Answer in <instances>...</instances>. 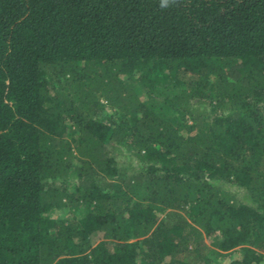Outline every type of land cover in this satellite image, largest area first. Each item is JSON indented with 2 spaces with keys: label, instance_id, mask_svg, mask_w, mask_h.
Segmentation results:
<instances>
[{
  "label": "trees",
  "instance_id": "1",
  "mask_svg": "<svg viewBox=\"0 0 264 264\" xmlns=\"http://www.w3.org/2000/svg\"><path fill=\"white\" fill-rule=\"evenodd\" d=\"M0 264H264V0H0Z\"/></svg>",
  "mask_w": 264,
  "mask_h": 264
},
{
  "label": "rangeland",
  "instance_id": "2",
  "mask_svg": "<svg viewBox=\"0 0 264 264\" xmlns=\"http://www.w3.org/2000/svg\"><path fill=\"white\" fill-rule=\"evenodd\" d=\"M108 111L111 112V110H108ZM115 153L119 156V157H118L119 161H122V160L127 159L128 154L123 153V152H119V153L115 152ZM232 188H233V187H232ZM233 189H234V190H237V192H238V197H239L241 200L246 201V198H245V196H244V193H243L241 190L236 189V188H233ZM68 214H69V213H66V212H64V211H58L57 213L54 214V217H55V218H65V217L68 216ZM213 248L215 249V247H213ZM215 250H216V249H215ZM242 250H243V247H237V248H235V249L233 250V252H232L233 257L236 258V259H239L240 256H241ZM213 257H215V260H216V261H220V260L222 259L221 256H215V255H213Z\"/></svg>",
  "mask_w": 264,
  "mask_h": 264
},
{
  "label": "clouds",
  "instance_id": "3",
  "mask_svg": "<svg viewBox=\"0 0 264 264\" xmlns=\"http://www.w3.org/2000/svg\"><path fill=\"white\" fill-rule=\"evenodd\" d=\"M178 3V0H158V6L162 10H166Z\"/></svg>",
  "mask_w": 264,
  "mask_h": 264
}]
</instances>
